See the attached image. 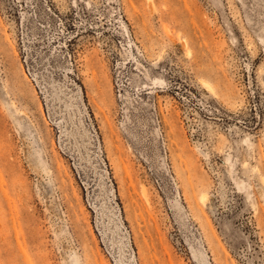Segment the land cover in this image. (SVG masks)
Here are the masks:
<instances>
[{
	"label": "rangeland",
	"instance_id": "1",
	"mask_svg": "<svg viewBox=\"0 0 264 264\" xmlns=\"http://www.w3.org/2000/svg\"><path fill=\"white\" fill-rule=\"evenodd\" d=\"M0 177V264H264V0H0Z\"/></svg>",
	"mask_w": 264,
	"mask_h": 264
},
{
	"label": "bare ground",
	"instance_id": "2",
	"mask_svg": "<svg viewBox=\"0 0 264 264\" xmlns=\"http://www.w3.org/2000/svg\"><path fill=\"white\" fill-rule=\"evenodd\" d=\"M183 46H186L187 47V43H186V41H183ZM188 52H190V51H188ZM207 82V81H206ZM3 182V179L0 177V183H2ZM10 196H8V199H10L9 200V203L11 204L13 201H12V199L11 198H9ZM0 206H1V204H0ZM13 212V211H12ZM15 233L18 235L19 234V230L17 229V227H15Z\"/></svg>",
	"mask_w": 264,
	"mask_h": 264
}]
</instances>
